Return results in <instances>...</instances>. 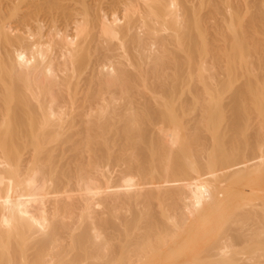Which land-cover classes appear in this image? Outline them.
<instances>
[{"label": "bare ground", "instance_id": "bare-ground-1", "mask_svg": "<svg viewBox=\"0 0 264 264\" xmlns=\"http://www.w3.org/2000/svg\"><path fill=\"white\" fill-rule=\"evenodd\" d=\"M0 264H264V0H0Z\"/></svg>", "mask_w": 264, "mask_h": 264}, {"label": "rangeland", "instance_id": "rangeland-1", "mask_svg": "<svg viewBox=\"0 0 264 264\" xmlns=\"http://www.w3.org/2000/svg\"><path fill=\"white\" fill-rule=\"evenodd\" d=\"M111 7V6H110ZM110 10H111V8H110ZM112 11V10H111ZM113 12V11H112Z\"/></svg>", "mask_w": 264, "mask_h": 264}]
</instances>
